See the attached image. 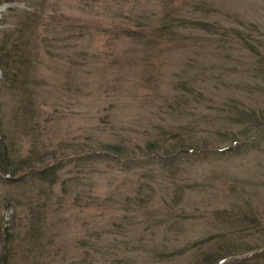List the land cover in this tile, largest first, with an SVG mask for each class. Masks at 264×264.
<instances>
[{
    "label": "rangeland",
    "instance_id": "rangeland-1",
    "mask_svg": "<svg viewBox=\"0 0 264 264\" xmlns=\"http://www.w3.org/2000/svg\"><path fill=\"white\" fill-rule=\"evenodd\" d=\"M26 15L38 23L27 38L37 137L13 119L19 91L1 73L0 134L21 156L42 154L33 168L60 170L53 185L0 172L12 264H194L209 251L218 264H264V137L226 117L232 103L264 122L250 52L264 56V0H0V43ZM147 18H170L174 34L124 35ZM161 139L198 152L169 167L145 149Z\"/></svg>",
    "mask_w": 264,
    "mask_h": 264
},
{
    "label": "trees",
    "instance_id": "trees-1",
    "mask_svg": "<svg viewBox=\"0 0 264 264\" xmlns=\"http://www.w3.org/2000/svg\"><path fill=\"white\" fill-rule=\"evenodd\" d=\"M8 1H4L6 3ZM31 17V18H29ZM33 17L35 15L31 16H23L21 22L22 27L16 29V39L15 42L11 43L9 47H7L8 44V37L7 33H5L2 37V43H0V73L2 74L3 81L8 85V87L18 90L20 99L17 105V108L12 112V117L15 119L22 114L23 119L29 123L27 124L26 131L24 134L31 135L34 140L37 137V135L33 136L34 130L37 129V122L35 120V105L33 103V94L32 92L35 90V80H34V53L33 50H31L29 47L27 48V45L29 44V41H27V38L34 37L36 34V29L38 27V23L33 21ZM170 18L161 19L158 21V25L152 26L151 20L147 18V21L143 25H138L139 30H124V35L128 37H137L140 40L146 41L148 43H151L150 37H163L165 35L174 34L172 30H174L175 23L173 21L169 20ZM20 22V23H21ZM194 22V21H190ZM178 23V24H177ZM177 26H181V28L184 26L187 28V26H195L194 29H207L209 30V26L205 25L203 22H195L186 24L184 21H177ZM188 23V22H187ZM147 26V27H146ZM143 29L151 35H147L148 33H144ZM27 43L24 45L22 52H20L19 49H21V46L19 47L18 43ZM35 46V45H34ZM249 48V47H248ZM251 54H254V60L256 62L257 71L260 74H264V56L262 57L258 52L250 51ZM226 107H228L229 114H226V117L229 118L230 124L232 122L234 125H239L243 127L244 130L246 129H252L253 136L251 139L254 141H257L258 138L261 136L264 137V122L260 121L259 116H255L253 113H249L246 110L242 111L240 107H237L235 105L226 104ZM171 136H175L174 133H171ZM175 138V137H174ZM7 138L6 132L4 134H0V172L3 176H9L8 182L12 181V179L16 178L17 181L23 182V177L19 176L22 173H28L29 176H31V180L35 179L43 184H49L53 185L55 183L56 176L60 170L59 166L57 164L54 165H45L43 168L35 169L36 164H42L44 161L43 159H40V155H42L38 150H33L32 152L22 155L20 154V150L13 147V145L5 144ZM178 144H176V142ZM175 141H168L161 139V141H152L150 143L147 142L146 148L147 150L155 149V150H163L164 155L158 156L157 159L160 162H166L167 166L172 167L173 162L177 160H181L183 156L187 157L190 153H197L198 151L196 148L189 147L191 144L187 143L186 140L183 139H176ZM190 142V141H189ZM163 144V145H162ZM167 144V145H166ZM154 146L156 148H154ZM111 150L118 149V146L115 145H108L107 146ZM230 150V149H227ZM232 150V149H231ZM28 176V177H29ZM33 225V226H32ZM31 225V233L37 234L42 230V222L41 217L38 216L36 218V222H32ZM14 233H11V241L14 240ZM6 240V237H5ZM10 241V238L7 240V244L0 248V264H12V256H11V246L8 244ZM215 257L211 256V252H201L198 259L194 264H218L222 260L216 261ZM253 261V262H252ZM234 264V263H233ZM237 264H258L257 258H252L251 261L244 260Z\"/></svg>",
    "mask_w": 264,
    "mask_h": 264
}]
</instances>
